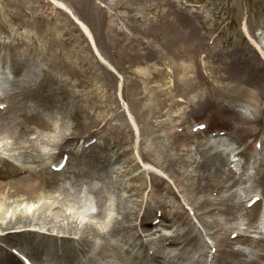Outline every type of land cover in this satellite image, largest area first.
<instances>
[{
  "label": "rangeland",
  "instance_id": "374dc122",
  "mask_svg": "<svg viewBox=\"0 0 264 264\" xmlns=\"http://www.w3.org/2000/svg\"><path fill=\"white\" fill-rule=\"evenodd\" d=\"M62 1L74 11H78V14H82L94 33L104 60L95 55L88 40L69 14L58 9L51 1L0 0V105L7 103L2 97H7L9 102L12 101L11 93L17 91L18 84L34 86L43 78L44 73L51 75L52 72L61 77L63 85L60 88L67 89L68 93L57 91V96L61 98H56L60 100L56 104L60 105L63 101V105L70 110L74 100L85 103V114L80 119L79 131L72 132L74 137L65 143L68 146H63L61 155H68L72 166L76 168L77 159L71 158L69 149L77 151L80 160L104 151L113 155V150L120 147L130 149L127 155L113 160L111 173L105 176L117 181L119 193L126 198L129 209L138 213V217L146 216L149 221L151 220L150 226L158 234L172 235L173 228L166 225L170 222L163 220L161 224L157 223L158 220L154 221L159 209L155 202L152 201L153 209L147 215L146 200L143 196L133 195L135 190H131V187L144 182L147 185V194L151 190L156 195L158 193L164 195L169 189L178 193L182 186L169 178L170 173L163 166L157 169L162 176H166L167 180L164 183H154L148 171L142 174L144 165L140 160L142 157L145 160L142 149L152 145L154 141L164 143L165 138L160 135L164 133L166 124L168 128L174 124L189 123L191 129L194 124L203 120L208 112L220 114L222 117L223 114H230L228 109L230 111L234 109L245 117L254 119L258 111H250V98L242 96L243 89H235V84L252 90L253 93L257 91L263 93L259 110L264 115V60L261 53L247 39L248 32L260 39L264 55V0ZM85 6L94 7L96 12L102 14L100 24L87 21ZM243 21L246 23L245 27ZM5 55L7 62L3 61ZM25 57L31 59L30 72L28 74L25 67L23 69L25 76L17 75L10 59L25 60ZM232 77H237L240 82L236 83ZM83 79L92 85L81 84L80 81ZM206 91L212 100L209 102L213 103L203 106L204 110H207L205 115L197 116L196 107L202 104L200 100L204 99ZM91 100L95 101L94 105L91 104ZM217 103L224 105L225 108L219 110L215 107ZM48 105L50 110L53 109L50 103ZM9 114L5 106L0 108V117ZM53 114L52 120L57 129L65 123H72L70 116L63 118L62 113L56 109ZM64 119L67 121L62 124ZM106 121L111 122L109 130H106L109 125L106 129L103 128ZM125 122H128L129 126L125 127L124 132H121L120 128L116 131L112 127ZM224 125L227 126L224 132L227 130L230 132L229 125L226 123ZM212 128L209 127L201 136L193 139L185 137L188 140L183 139L182 142L190 143L194 139L205 141L204 137L215 133ZM262 128L264 129V119L254 125L257 131L250 134V137L247 136V144L251 145V141L263 133V130L258 132ZM39 131L40 129L36 127L30 133V138L37 137ZM227 137H229L227 133L220 137L224 138V141L218 144V148L229 149V145L234 143L244 148L245 144L232 142L236 138L230 141ZM169 140L167 141L169 145L177 143L179 147L187 146L180 142L181 139L177 136ZM237 141L241 143L240 139ZM6 143L12 145L10 132L0 128V165H3L4 159L17 160L11 155L16 151L18 153L19 148L14 146L11 149L7 148L4 146ZM95 143L100 145L90 146ZM23 145V150L29 149V141L24 140ZM46 147L49 149V145ZM239 150L237 148L230 154L231 167L234 171L238 170L244 179L248 174H243L245 163L243 156L247 154H238ZM51 151L58 153L47 161L57 162L61 158L60 155L58 159L60 150L52 148ZM154 154L156 153H147L150 158H154ZM128 156L133 157V165H128L126 161ZM32 164L39 165L36 162ZM47 167L54 170L50 166ZM255 171V168L249 169L251 174ZM233 174L230 172L228 178L233 179ZM7 180L16 181L14 176L0 178V181ZM249 184L250 182L242 186ZM256 187L258 186L250 192L241 191L242 196L238 199H243L244 206L248 205L251 196L258 194ZM188 195L195 200L199 196L191 189ZM173 199L175 200L174 195L170 196L169 200ZM261 200L263 205L256 220L258 227H250L248 233L251 236L260 235V231L264 232V197ZM39 203V198L21 197L19 201L12 202L6 209V214L11 215L14 209L19 210L22 207L33 209ZM85 207L89 212L97 210L96 206L87 203ZM173 207L172 209L166 206V209L176 211L179 222L188 216L189 220L186 221L195 223L204 234L205 257L212 259L209 264H213L211 255L217 247L210 248L213 239L207 234L209 229H206L195 215L197 212L195 207L190 209L191 206L184 196L181 197V204L176 202ZM242 225L247 227L244 223ZM25 227L53 232L60 236L64 234L58 231L59 229L52 230L49 224L41 227L32 223L23 227L19 222L5 231L0 229V232L16 231ZM231 230L227 231L229 238ZM235 244L248 250L245 244ZM13 248L25 254L30 253L32 258V253L35 255L32 243L23 236H15L10 242H7L6 238H0V264L8 261L7 252L15 256L11 251ZM171 250L164 254L160 264H188L191 256L195 254L186 252L179 258L175 255V247Z\"/></svg>",
  "mask_w": 264,
  "mask_h": 264
},
{
  "label": "bare ground",
  "instance_id": "6f19581e",
  "mask_svg": "<svg viewBox=\"0 0 264 264\" xmlns=\"http://www.w3.org/2000/svg\"><path fill=\"white\" fill-rule=\"evenodd\" d=\"M51 1L68 12L82 29L79 28L95 55L103 58L82 14H78V11H74L62 0ZM97 12L94 7L85 6L87 21L100 24L102 14ZM243 24L245 27L246 23L243 22ZM30 57L33 59L32 56ZM24 59H10L17 75L25 76L26 73H23L25 67L28 74L30 72L31 59L27 57ZM3 61L7 62L6 55ZM232 78L236 83L240 82L237 77ZM62 83L61 77L51 72V75L44 73L43 78L38 84L34 83V86L18 84L19 88L11 93L13 99L8 104L7 109L10 114L0 117V128L8 130L12 138V145L6 143L4 146L10 149L13 146L19 148V152L16 151L12 155L19 162L4 159L3 168L0 169L1 179H7L9 176H14L16 179V181H0V229L5 231L13 228L18 222L22 223L23 227L32 223L41 227L49 224L52 230L59 229L58 231L64 234L60 236L53 232L25 227L16 231L0 232V238H6L7 242L13 241L15 236L28 239L35 248V255L32 253L35 264H160L162 260L159 257H164V254L171 252L174 247L175 255L179 258H182L186 252L191 255L196 254L191 256L188 264H205L207 258L202 232L198 230L195 223L186 221L189 220L188 216L179 222L177 212L166 209V206L173 209L176 202L181 204V197L184 196L191 208L195 207L197 210L195 215L199 221L206 229H209L207 234L212 237L213 245L217 247L216 264H264V232L260 231L258 236H251L248 233L250 227H258L256 220H258L263 201L260 200L252 208H247L244 206L243 199H238L242 196L241 191H253L255 186H258L256 187L258 193L264 197V142L259 151L257 149L252 151L254 140L251 141V145L247 144V136L250 137V134L257 131L254 125L264 119L263 112L259 110L263 93L260 94V91H257L254 94L252 90L234 85L237 90L243 89L242 96L250 98V111H258L254 119L245 117L234 109L231 111L229 109L230 114H223L222 117L212 116L215 129H226L227 126L224 125L226 123L230 127L227 139L232 141V138H236L232 142L245 144L244 148L234 143L229 145V149L228 147L220 149L217 146L224 141V138L210 136H206L205 141L194 139L190 143L182 142L183 139H181L180 142L186 144V147H179L177 143L169 145L167 141L174 138L176 133L173 137L165 134L164 138L167 137L164 143L154 141L152 145L142 149L145 158L142 161L146 165L142 174L150 168L148 171L153 182L164 183L166 178L154 169L163 166L170 173L169 178L173 179L175 184L182 186L179 194L169 189L164 195V200L158 198L151 190L147 194V185L144 182L131 187V190H135L133 195L143 196L146 200L147 215L153 209L152 201L159 209H163L160 223L167 220L170 223L166 225L174 231L172 235H167L158 234L150 226L151 220L149 221L146 216H141L139 222H136L139 219L138 213L129 209L126 198L119 193L117 181L105 176L111 173L110 167L113 160L127 155L130 149L120 147L113 150V155L104 151L88 155L86 159L80 160V155L72 148L68 151L71 158L77 159L76 168L72 166L70 160L60 171L47 167V159L58 153L51 149L60 150L59 159L63 146H68L65 143L74 137L72 132L79 131L80 119L85 114V103L80 100V102L74 100L70 110L63 105V101L60 105L56 104L60 101L56 98H61L57 96V91L68 93L67 89L61 90ZM80 83L92 85L86 79L81 80ZM208 94L206 91L204 99L200 100L202 104L196 107L197 116L199 114L202 116V113L206 111L203 106L212 105L213 102H209L212 100ZM77 102L79 103L76 104ZM48 103L53 106V109L50 110ZM75 104L76 107H74ZM91 104L94 105L95 101L91 100ZM218 104L215 107H218ZM54 108L62 113L63 118L71 117L72 123L63 124L67 121L64 119L63 125L61 124L62 126L57 129L52 120ZM107 125H109L108 129H106ZM161 125L164 126V123ZM127 126L129 124L125 122L112 127L116 131L120 128V131L124 132ZM36 127L40 131L37 137L31 139L30 133ZM110 127L111 122H104L103 128L109 130ZM164 127L166 132L169 127L167 128V124ZM262 129L258 132L260 133ZM57 136L59 138H56ZM238 139L241 143L237 141ZM24 140L29 141V149L23 150ZM48 145L49 149L46 147ZM96 145L100 144L95 143L90 146ZM237 148L240 149L238 154H247L243 156L245 158L243 174H248L244 179L241 173L234 171L230 165L232 160L229 154ZM147 153L156 154L154 158H150ZM126 161L128 165H133V157L128 156ZM32 162L39 165L33 166ZM251 168L256 169L253 174L249 172ZM230 172L234 173L233 179L228 178ZM249 182V185L242 186ZM189 189L199 195L197 200L188 195ZM173 195L175 200H169ZM21 197L39 198L40 203L33 209L22 207L19 210L14 209L11 215L6 214V209L12 205V202L19 201ZM86 203L96 206L97 210L89 212L85 207ZM139 204H141L140 201ZM94 218L97 219L94 220ZM242 223L247 227L242 228ZM229 229H232L231 233L237 232L236 238L227 237ZM237 242L245 244L248 250L235 247L234 244ZM149 249H153L152 253H147ZM7 254L8 261L1 264H22L12 253L7 252Z\"/></svg>",
  "mask_w": 264,
  "mask_h": 264
},
{
  "label": "snow or ice",
  "instance_id": "6c2138e0",
  "mask_svg": "<svg viewBox=\"0 0 264 264\" xmlns=\"http://www.w3.org/2000/svg\"><path fill=\"white\" fill-rule=\"evenodd\" d=\"M0 107H3V105H0Z\"/></svg>",
  "mask_w": 264,
  "mask_h": 264
}]
</instances>
